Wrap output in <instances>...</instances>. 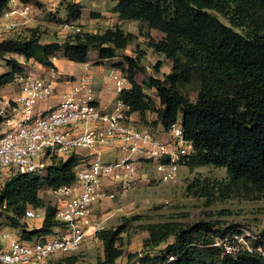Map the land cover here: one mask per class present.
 <instances>
[{"label": "trees", "instance_id": "1", "mask_svg": "<svg viewBox=\"0 0 264 264\" xmlns=\"http://www.w3.org/2000/svg\"><path fill=\"white\" fill-rule=\"evenodd\" d=\"M9 1L0 0V17ZM64 1L63 22L80 19L82 4ZM108 1L115 2L112 10L119 20L138 21L146 30L162 33L161 39L152 40L142 27L139 30L140 35L148 38L147 47L171 63L169 72L161 78L149 75L139 84L135 76L145 72L141 54L133 58L124 56L115 66L123 68L130 87L120 93L119 99L130 106L131 113L138 112L141 121L150 127L159 124L163 131H168L181 119L184 138L193 147L185 168H225L229 185L242 182L264 188V0ZM41 34L37 28H27L0 40V59L7 67V72L0 74L1 88L24 72L29 63L53 69L51 58L57 53L71 62L85 63L90 50H96L99 60L111 59L136 38L118 27L96 33L81 29L49 43L42 42ZM160 65L159 61L153 65L156 72ZM190 87L196 91L194 101L188 95ZM145 88L154 89L157 103L144 92ZM147 112L155 113L156 119L148 122ZM78 163L79 157L71 151L54 155L44 178L31 173L5 177L0 188V209L6 214L8 225L0 222V230H18V239L27 243L54 235L62 223L55 217L56 205L40 197L41 180L48 191L73 184ZM210 186L224 189L221 182ZM208 187L205 182L195 181L189 189H198L205 195ZM29 208L44 209L39 227L26 222ZM130 221L124 217L117 226L98 232L103 253L100 264H115L124 254L120 234ZM136 228L147 234L146 251L141 256L127 254V259H134L136 264H264L254 249L264 242V234L251 240L250 250L241 247L228 254L223 247L212 244L215 238L233 231L231 227L214 228L204 220L183 225L166 219L138 224ZM162 245L164 248L153 256L151 250ZM170 256L172 261H168ZM56 263L77 261L65 255Z\"/></svg>", "mask_w": 264, "mask_h": 264}, {"label": "built area", "instance_id": "2", "mask_svg": "<svg viewBox=\"0 0 264 264\" xmlns=\"http://www.w3.org/2000/svg\"><path fill=\"white\" fill-rule=\"evenodd\" d=\"M29 12L27 4H14L4 10L0 28L5 32L16 29L19 18L24 20L22 24L31 22ZM70 29L81 31L74 25ZM108 76L119 95L129 89L130 83L122 73L112 69ZM7 87L19 93L7 95L0 87V171L6 177L15 173L42 176L54 155H66L77 147L89 149L91 159L85 167L77 165L75 183L51 191L58 200L55 217L62 223L58 231L32 243L20 241L10 229L0 232V240L5 242L0 245L1 264H57L60 256L77 252L87 240L99 242L97 234L105 226L92 216L94 203L125 195L146 167L153 169L162 182L175 181L193 151L191 141L184 138L180 118L166 132L165 139L139 130L130 123V106L119 98L109 111L96 105L86 76L64 92L56 106L43 112L38 106L53 96L51 82L24 71L16 74ZM109 149L120 155L102 159ZM37 216L33 208L25 213L26 219ZM212 245L223 247L228 254L241 247L251 249L234 230L215 238ZM254 249L264 259V242ZM173 259L170 256L168 261Z\"/></svg>", "mask_w": 264, "mask_h": 264}, {"label": "rangeland", "instance_id": "3", "mask_svg": "<svg viewBox=\"0 0 264 264\" xmlns=\"http://www.w3.org/2000/svg\"><path fill=\"white\" fill-rule=\"evenodd\" d=\"M31 2L33 16L35 18L41 16V27H44L41 33H44L45 37L51 36L54 32L52 33V29L50 28L46 29L49 24H45L44 22H47L49 18L51 21L63 23L64 19L59 17L58 13L49 12L50 9L54 8H48L42 0H31ZM50 13L51 15H49ZM150 39L156 40L154 37H150ZM142 42H147V40H143ZM89 54L93 56L96 54V50H90ZM144 60L147 64V71L137 72L135 81L141 84L143 79L149 75L161 78L162 70L159 72L155 71L153 67L155 63L152 61L154 59ZM168 67L169 65L166 63L164 69L167 71ZM146 69L144 68V70ZM25 71H30L28 66ZM5 72H7V67L4 61L0 59V74ZM123 75H125V71ZM103 81L104 77L103 79H99L100 84H103ZM95 93L96 91H93V96H95ZM188 95L194 101L196 97L194 88L190 87ZM80 148L77 147L73 150H79ZM111 154H113V158L119 156L117 150L109 149L105 151L102 159H111L109 157ZM152 170L146 167L144 171L149 174V177L145 178L143 183L134 185L124 195L122 203L125 211L123 214H126V218L131 221L126 224V230L120 234V242L125 252L116 260L115 264H136L134 259H127V254L143 253L146 251L147 248L144 246V241L147 234L136 228L138 224L173 219L183 225H188L199 220H204L212 223L214 228L231 227L232 230H236L238 234L242 235L245 242H248L249 245L253 238L264 234V188L259 189L242 182L231 186L228 183L226 169L210 165L195 167L193 169L182 168L179 171L177 179L172 182L160 181L155 174H152ZM45 175V173L42 175L43 178ZM5 177L6 175L0 171V188ZM195 181L209 184L207 194H200L198 189H189L190 185ZM215 182H221L224 189H214L211 187L210 184H214ZM39 194L46 203L55 205L58 203L52 192L47 190L43 180H41ZM117 220L113 223L115 226L120 221L122 222L121 217ZM0 222L8 225L6 214L2 209H0ZM247 235L248 239L246 238ZM163 248L164 246L162 245L158 249H153L151 250V254L153 256L157 255L159 250ZM102 254L101 243L87 240L77 252L71 253L69 256L76 259V264H100Z\"/></svg>", "mask_w": 264, "mask_h": 264}, {"label": "crops", "instance_id": "4", "mask_svg": "<svg viewBox=\"0 0 264 264\" xmlns=\"http://www.w3.org/2000/svg\"><path fill=\"white\" fill-rule=\"evenodd\" d=\"M42 1L43 3L46 4L48 8H54V9H50L49 12H53L54 14L58 13V16L64 19L65 17L64 7L66 1L64 0H42ZM72 1L82 4L80 19L76 21H70V22L64 21L63 23H57L56 21H51L48 18L47 22H44L45 24H49L47 25L46 29L50 28L52 29V33L53 32L54 33L51 34V36L48 35L47 37L44 36L45 35L44 33L41 34V31L44 30V27H41V16L39 18H35L32 14V9H31L32 2L30 1L29 3H24L30 7V12L28 17L31 20V22L22 24L24 20L19 18L18 19L19 27H17L16 29L5 32L3 28H0V40L5 38L9 34L15 32H21L27 28H37L40 31V34L42 35L43 43H49L52 41H61L65 38V36L68 33L72 32V30L70 29V25L78 26L79 28L82 29V31L92 32V33H96L98 31L107 28L118 27L126 32L135 35L136 38H134L133 41L127 44L126 48L122 52H119L115 57L111 59L99 60L96 53L93 56L89 54L87 58V62L85 63H74L66 59L62 53H57L51 58V62L54 65L53 69L48 67H40L39 65H35V64L31 65V63H29L28 69H30V71L34 72L35 74L39 75L41 78L51 82L52 87L54 89L53 96L48 101H44L39 104L38 108L39 110H41V112L49 110L54 106H56V104L60 100L61 95L64 92L69 91L74 85V83L77 82V80L82 76L88 77L91 86L93 87V91H96L94 96L96 105L100 108H103V110L105 111L111 110L114 103L119 98V93L117 92L113 80H111L108 75L110 70L112 69H115L118 73L123 74L124 72L123 68H118L115 66V64L117 62H120L124 56L133 58L140 53L142 56L141 66H144L145 69L147 68V64L145 63L144 59L151 58L154 59L152 60L154 61V63L158 61L161 63L159 69V71L162 70L161 75L169 72L171 66L170 61L165 59L161 54L155 53L152 51V49L148 48L146 42L144 43L142 42L143 40L144 41L148 40V38L140 35L139 30L142 27L144 32L145 31L148 32L150 37H154L156 40H159L163 37L162 33L155 30L148 31L146 30L145 26L138 21L119 20L117 17V13L112 10L113 7L115 6V2H111L108 0H92V1L72 0ZM20 3L22 2H20L19 0H10L7 8L13 6L14 4L19 5ZM49 15H51V13ZM166 63H168L169 65L167 71L164 69V65ZM146 71L147 69L145 70V72ZM103 77H104L103 84H100L99 79H103ZM2 89H3V93L7 95H16L19 93V91L16 88L14 89L6 86L5 88ZM144 92L157 103V98L154 89L145 88ZM145 119L148 122H150L156 119V114L147 112L145 114ZM129 120L135 127L141 130L148 131L151 134L156 135L161 139H165L167 136L166 135L167 131H163L159 124L155 127H150L149 125L143 123L141 121V116L138 112L130 113ZM73 151L79 157L78 166L80 168L85 167L91 159V151L86 148H80L79 150L75 149ZM109 157L113 159V154H111V156ZM182 168L180 169V171L182 170ZM152 174L155 173L153 172ZM148 177L149 174L142 169L139 172L140 179L137 180L135 185H137L138 183H143L145 178ZM123 200H124V195L118 196V198L114 200L104 199L100 202L94 203L91 208L93 218L97 221H102L105 227L115 226L113 224L115 220L118 221L117 219L120 217L121 220L124 217H127L126 214H123L125 211V207L123 206L122 203ZM34 210L38 215L37 218L26 219V222L29 224V226L39 227L44 217V209L41 208ZM58 229L56 230V232L58 231ZM4 230H7L6 227L2 228L0 232ZM12 233L15 234L17 238L19 237L18 230H12ZM3 243L5 242L3 240H0V244ZM102 258H103V254H102Z\"/></svg>", "mask_w": 264, "mask_h": 264}]
</instances>
